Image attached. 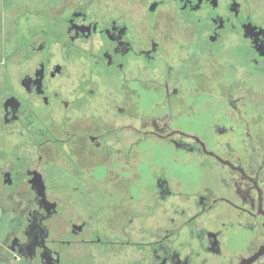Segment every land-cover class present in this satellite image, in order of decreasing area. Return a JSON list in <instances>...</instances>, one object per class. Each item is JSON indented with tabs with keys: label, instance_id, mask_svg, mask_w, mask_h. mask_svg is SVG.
I'll use <instances>...</instances> for the list:
<instances>
[{
	"label": "flooded vegetation",
	"instance_id": "af4514ba",
	"mask_svg": "<svg viewBox=\"0 0 264 264\" xmlns=\"http://www.w3.org/2000/svg\"><path fill=\"white\" fill-rule=\"evenodd\" d=\"M0 264H264V0H0Z\"/></svg>",
	"mask_w": 264,
	"mask_h": 264
}]
</instances>
